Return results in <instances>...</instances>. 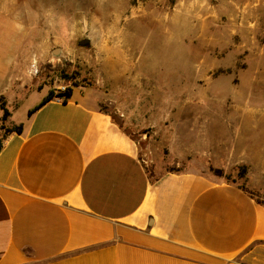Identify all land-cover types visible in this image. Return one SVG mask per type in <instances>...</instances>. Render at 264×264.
<instances>
[{
    "label": "rangeland",
    "instance_id": "rangeland-1",
    "mask_svg": "<svg viewBox=\"0 0 264 264\" xmlns=\"http://www.w3.org/2000/svg\"><path fill=\"white\" fill-rule=\"evenodd\" d=\"M60 85L152 125L101 104L151 177L194 170L264 205V0H0V105Z\"/></svg>",
    "mask_w": 264,
    "mask_h": 264
},
{
    "label": "crops",
    "instance_id": "crops-1",
    "mask_svg": "<svg viewBox=\"0 0 264 264\" xmlns=\"http://www.w3.org/2000/svg\"><path fill=\"white\" fill-rule=\"evenodd\" d=\"M48 93L10 111L22 131L0 151V264H264V205L245 189L194 170L153 178L101 104L131 127L145 118L82 86L34 109Z\"/></svg>",
    "mask_w": 264,
    "mask_h": 264
},
{
    "label": "trees",
    "instance_id": "trees-1",
    "mask_svg": "<svg viewBox=\"0 0 264 264\" xmlns=\"http://www.w3.org/2000/svg\"><path fill=\"white\" fill-rule=\"evenodd\" d=\"M71 95V87H68L67 90L65 91V93L63 94L64 96V101L67 100ZM55 96V92L53 91H49V93L47 94V96L40 102V104L38 106H36L34 109H37L39 106H41L42 104H44L46 101L52 99ZM1 100V99H0ZM0 111L2 112L1 114V119L2 120H6L7 117L10 116V111L8 110L7 106L2 103L0 105ZM113 119V118H112ZM114 121V119H113ZM115 122V121H114ZM116 123V122H115ZM118 125V123H116ZM120 126V125H119ZM22 131V126L21 125H13L10 128H6L5 129V135L2 137V140H0V151L2 149L3 146V141L6 139V137L8 135H12V134H20ZM241 187V186H240ZM242 188V187H241ZM243 189V188H242ZM259 203V202H258ZM261 204V203H260ZM263 205V204H262Z\"/></svg>",
    "mask_w": 264,
    "mask_h": 264
},
{
    "label": "built area",
    "instance_id": "built-area-1",
    "mask_svg": "<svg viewBox=\"0 0 264 264\" xmlns=\"http://www.w3.org/2000/svg\"><path fill=\"white\" fill-rule=\"evenodd\" d=\"M67 88H68V86H65V85H60V86H57L56 87L54 99L57 102H63L64 101L63 94L65 93V91L67 90Z\"/></svg>",
    "mask_w": 264,
    "mask_h": 264
},
{
    "label": "water",
    "instance_id": "water-1",
    "mask_svg": "<svg viewBox=\"0 0 264 264\" xmlns=\"http://www.w3.org/2000/svg\"><path fill=\"white\" fill-rule=\"evenodd\" d=\"M85 43H87V40H83V41L80 42V44H82V45L85 44Z\"/></svg>",
    "mask_w": 264,
    "mask_h": 264
}]
</instances>
